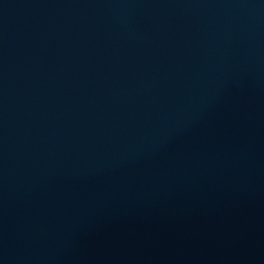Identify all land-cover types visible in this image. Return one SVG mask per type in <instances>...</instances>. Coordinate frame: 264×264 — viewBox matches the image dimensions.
<instances>
[{"label":"water","instance_id":"1","mask_svg":"<svg viewBox=\"0 0 264 264\" xmlns=\"http://www.w3.org/2000/svg\"><path fill=\"white\" fill-rule=\"evenodd\" d=\"M0 264H264V0H0Z\"/></svg>","mask_w":264,"mask_h":264}]
</instances>
